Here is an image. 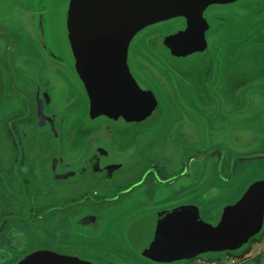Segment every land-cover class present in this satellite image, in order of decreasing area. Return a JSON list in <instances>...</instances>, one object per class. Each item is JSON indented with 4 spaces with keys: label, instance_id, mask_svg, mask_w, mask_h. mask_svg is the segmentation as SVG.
Masks as SVG:
<instances>
[{
    "label": "flooded vegetation",
    "instance_id": "flooded-vegetation-1",
    "mask_svg": "<svg viewBox=\"0 0 264 264\" xmlns=\"http://www.w3.org/2000/svg\"><path fill=\"white\" fill-rule=\"evenodd\" d=\"M6 22H0V111L10 103L13 107L0 112V264L54 263L48 256L71 264H210L213 259L264 264V220L243 248L186 260L156 261L130 238L142 218L187 206L216 223L222 207L255 184L264 186V82L243 88L231 101L222 92L225 82H212L217 111L203 112L193 85L151 50L148 35L149 53L140 70L167 109L160 130L133 155L120 145L138 139L137 130L101 115L97 128L92 120L93 127L84 131L91 141L88 152L73 162L84 150L64 145L53 113L42 114L45 94L52 95L51 82H44L47 59L28 34ZM161 28L154 31L169 29ZM59 70L64 112L87 108L85 95ZM69 119L58 123L72 126L75 119ZM238 134L252 139L242 140L239 148L234 145ZM237 161L241 168L247 165V173H236ZM256 238L261 246L253 251L249 245Z\"/></svg>",
    "mask_w": 264,
    "mask_h": 264
},
{
    "label": "water",
    "instance_id": "water-1",
    "mask_svg": "<svg viewBox=\"0 0 264 264\" xmlns=\"http://www.w3.org/2000/svg\"><path fill=\"white\" fill-rule=\"evenodd\" d=\"M237 1L47 0V5L53 4L47 13L39 0V7L24 9L31 14L28 19L33 23V35L24 30L47 59L49 78L44 82H51L52 95L45 94L42 114L53 113L52 120L62 133L64 145L71 144L66 132L72 128L84 132L93 127L92 120L97 128L101 115L111 121L130 123L137 135L141 133L139 137L147 135L149 129H142L143 125H155L162 120L164 107L158 92L137 65L133 51L138 37L159 24L180 20L179 31L172 29L169 34L157 36L154 43L149 40L150 48L162 57L167 50L202 52L210 29L207 10ZM171 62L167 63L172 68L178 67ZM59 67L87 99V108L68 117L61 111L63 85ZM228 85L225 83L222 91L226 92ZM203 107L211 111L210 107ZM67 118L76 120L72 123L75 127L59 125L60 119ZM84 118L90 123L82 122ZM86 124L89 126L85 127ZM80 146L85 150L82 143ZM263 220L264 186L255 184L237 202L222 207L216 223L205 221L197 208L187 206L142 218L133 227L130 238L139 252L156 261L186 260L206 252L243 248L260 231ZM48 259L54 262L50 264H71L67 259Z\"/></svg>",
    "mask_w": 264,
    "mask_h": 264
},
{
    "label": "rangeland",
    "instance_id": "rangeland-1",
    "mask_svg": "<svg viewBox=\"0 0 264 264\" xmlns=\"http://www.w3.org/2000/svg\"><path fill=\"white\" fill-rule=\"evenodd\" d=\"M46 2L47 0H42L41 6H44L45 11L49 13L53 4L47 5ZM39 6V0H0V22H10V26L15 27V30L19 29L22 33L27 35V32L24 30L26 29L28 32L31 31L33 35V23L28 19L31 14L29 12L27 13L24 9L31 10L32 8H37ZM19 8L24 10V12ZM17 18H20L21 20L17 22ZM206 20L210 24V29H208L207 32V41L204 51L187 54L182 52L175 53L172 52V50H167L166 56L162 57L159 52H156L152 48L151 50L160 55L163 61L165 60L168 63L172 61L171 63H173V65L178 66L175 68V71L180 74L181 78H184L196 88L192 90L199 109L203 112H207V108L203 106H208L211 110L209 112L214 113L217 111V107L214 103L212 104L211 101L212 94L210 84L212 82L220 81V79L225 83L228 82V89L226 92H222L230 101L235 98L238 99L243 88H248L257 83L264 82V0H238L231 5L213 6L207 10ZM181 25L182 23L180 20L168 21L152 27L150 28L151 30L146 31L142 36L140 35L138 37V47L135 53V57L138 60L137 65L139 63L138 66H141L143 59L147 58L146 54L149 53V48L144 41L145 37L149 35L147 40H153L152 43H154V39L157 36L169 34L172 29H177V31H179L182 28ZM160 27H163L161 29L169 27V29L161 33L154 31ZM140 71L142 73V69ZM145 80L153 86L148 79ZM0 81H4V77L1 75ZM16 88L18 90L19 87L17 86ZM75 95V92L73 93L71 91V97H74ZM25 97L29 98L28 96ZM69 101H71V99ZM29 102L30 103L27 104L28 107L32 106L34 98L31 97ZM75 102L77 103L79 100L76 99ZM12 107L13 105L11 103L7 104L0 112L8 113L12 110ZM63 107L64 102L62 101L61 111L66 114V117L70 116L71 114L64 112ZM163 107L164 117L162 120L155 125H147L144 123L145 125H143L142 129H149L147 135L139 137L141 133L138 132V139L136 138V140H134L135 137L133 136L131 144L125 146L120 145V148L126 147L127 153L128 151H132L133 155L134 153L136 154L144 140L160 130L167 110L164 104ZM82 122L90 123L87 118H84ZM74 124H72V126ZM66 133L71 143L70 145H77L78 150L81 149L80 143L85 146V150L80 155L74 156L72 159L73 162L78 161L84 153L88 152V147L91 141L86 143L88 137L84 136L87 135L85 132H79L78 130L72 132V130H69V132ZM89 133L92 132L89 131ZM237 136L239 137H235L236 140H234V145L239 146V148L242 140L248 141L249 139H252V136L250 135L246 136L238 134ZM112 148H114V143H112ZM233 153L235 154V152ZM235 165L236 167L240 165V169H236V173H239L240 171H244L245 173L247 171L248 167L246 164L241 168L243 164H239L237 161ZM203 215L204 217H208L205 213H203ZM259 242V238L252 240L249 245L250 249L253 251L258 250L261 246H259Z\"/></svg>",
    "mask_w": 264,
    "mask_h": 264
},
{
    "label": "built area",
    "instance_id": "built-area-1",
    "mask_svg": "<svg viewBox=\"0 0 264 264\" xmlns=\"http://www.w3.org/2000/svg\"><path fill=\"white\" fill-rule=\"evenodd\" d=\"M210 264H221L219 261H211Z\"/></svg>",
    "mask_w": 264,
    "mask_h": 264
},
{
    "label": "crops",
    "instance_id": "crops-1",
    "mask_svg": "<svg viewBox=\"0 0 264 264\" xmlns=\"http://www.w3.org/2000/svg\"><path fill=\"white\" fill-rule=\"evenodd\" d=\"M213 261H219V260H217V259H213Z\"/></svg>",
    "mask_w": 264,
    "mask_h": 264
}]
</instances>
